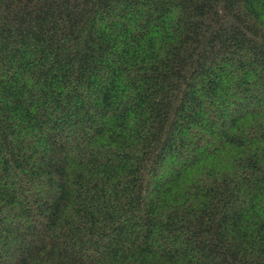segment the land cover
Listing matches in <instances>:
<instances>
[{
    "label": "trees",
    "instance_id": "1",
    "mask_svg": "<svg viewBox=\"0 0 264 264\" xmlns=\"http://www.w3.org/2000/svg\"><path fill=\"white\" fill-rule=\"evenodd\" d=\"M0 264H264V0H0Z\"/></svg>",
    "mask_w": 264,
    "mask_h": 264
}]
</instances>
